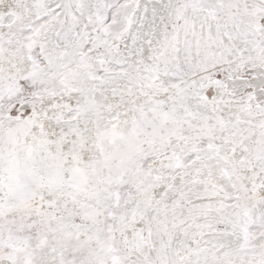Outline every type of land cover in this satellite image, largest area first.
I'll use <instances>...</instances> for the list:
<instances>
[{
  "label": "snow or ice",
  "instance_id": "6c2138e0",
  "mask_svg": "<svg viewBox=\"0 0 264 264\" xmlns=\"http://www.w3.org/2000/svg\"><path fill=\"white\" fill-rule=\"evenodd\" d=\"M0 264H264V0H0Z\"/></svg>",
  "mask_w": 264,
  "mask_h": 264
}]
</instances>
